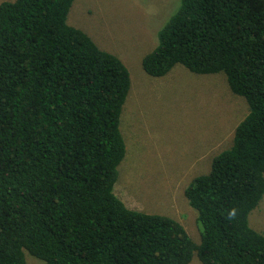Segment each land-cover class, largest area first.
<instances>
[{"label": "trees", "instance_id": "1", "mask_svg": "<svg viewBox=\"0 0 264 264\" xmlns=\"http://www.w3.org/2000/svg\"><path fill=\"white\" fill-rule=\"evenodd\" d=\"M74 0L0 3V264H264L248 216L264 194V0H179L142 57L150 75L176 63L223 72L248 113L230 147L185 188L194 241L166 214L131 208L114 185L130 72L83 29Z\"/></svg>", "mask_w": 264, "mask_h": 264}, {"label": "rangeland", "instance_id": "2", "mask_svg": "<svg viewBox=\"0 0 264 264\" xmlns=\"http://www.w3.org/2000/svg\"><path fill=\"white\" fill-rule=\"evenodd\" d=\"M4 0H0V3ZM179 0H74L69 24L116 54L130 72L120 129L126 144L114 192L127 206L173 216L199 242L197 212L185 196L195 176L231 146L248 113L245 97L229 87L225 73H197L181 63L162 76L148 74L142 57L157 43V31ZM264 234V194L248 216ZM28 264L43 260L25 251ZM189 264H203L196 252Z\"/></svg>", "mask_w": 264, "mask_h": 264}]
</instances>
